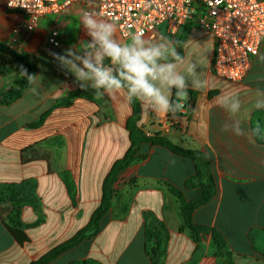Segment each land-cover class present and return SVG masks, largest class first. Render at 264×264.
<instances>
[{"label": "crops", "instance_id": "1", "mask_svg": "<svg viewBox=\"0 0 264 264\" xmlns=\"http://www.w3.org/2000/svg\"><path fill=\"white\" fill-rule=\"evenodd\" d=\"M21 18L7 8V0H0V43L10 40ZM84 18L80 6L69 7L61 47L51 50L45 49V32L56 19H42L23 51L35 71L27 75L29 85L21 97L11 103L6 101L17 91L21 71L0 72V264H30L82 229L101 202L104 179L130 147L127 91L100 89L94 77L77 74L76 69L87 72L84 60L91 62L92 55L108 58ZM96 21L112 26L111 39L121 47L158 49L156 60L179 53L183 30L175 38L164 31L154 39L123 38L113 23ZM187 26L181 58L157 66L171 65L173 74L183 78V88L197 93L195 105L191 112L175 115L138 93L140 125L148 136L160 134L209 156L217 192L194 211V222L224 235L235 264H264V45L245 78L234 83L213 72L211 34L196 23ZM0 55L12 59L8 52L0 50ZM151 82L170 106L177 86L162 79ZM85 87L69 106L56 107L43 124L30 126ZM142 154L116 182L101 232L50 264L86 258L102 264H151L145 249L147 227L169 235L163 264H223L210 234L202 235L198 248L188 230L180 231V199L171 186L187 201L200 196L199 187H184L196 172L195 164L162 146L144 144ZM16 210L27 226L29 242L24 245L4 225L11 224Z\"/></svg>", "mask_w": 264, "mask_h": 264}, {"label": "built area", "instance_id": "2", "mask_svg": "<svg viewBox=\"0 0 264 264\" xmlns=\"http://www.w3.org/2000/svg\"><path fill=\"white\" fill-rule=\"evenodd\" d=\"M77 4L84 17L113 23L123 38L154 39L160 31L177 35L193 17L214 41L212 69L218 77L241 82L264 45V0H7V8L21 13L10 40L11 51L22 53L42 19L55 16L45 49L61 47V35L69 7ZM114 74L119 63L103 59L94 65ZM179 110L192 106L181 100Z\"/></svg>", "mask_w": 264, "mask_h": 264}, {"label": "trees", "instance_id": "3", "mask_svg": "<svg viewBox=\"0 0 264 264\" xmlns=\"http://www.w3.org/2000/svg\"><path fill=\"white\" fill-rule=\"evenodd\" d=\"M189 34V27L187 26L184 33L179 40V53L173 58H159L156 60V65L160 62L165 61H175L182 56V46L185 43L187 36ZM0 50L3 53H7L6 45L0 43ZM4 49V50H3ZM9 54L12 55V59H7L3 55H0L2 63L0 64V72H8L9 70L16 69L21 71V77L17 82L18 89L14 95L6 101V103H11L16 99L20 98L24 90L29 85V80L27 75L35 71V63L28 60L25 54L10 51ZM26 70V71H25ZM123 72L122 65L120 64L116 72L113 74L117 78L121 79L123 88L127 91L130 104L132 107V115L127 120L126 128L129 132L130 147L123 158L117 160L112 166L110 172L106 176L102 185V197L101 202L97 209L92 213L88 223L80 229L74 236L70 239L60 243L59 245L53 247L47 253L42 255L39 259L31 262L30 264H50L56 260L60 255L77 248L80 244L85 241H90L94 239L102 230L105 218L109 214L113 199L116 195L115 184L120 178V176L130 167L134 162L142 159L144 155L142 154V146L144 144H151L152 146H162L168 149L171 153L178 155L185 159H190L195 164V174L190 177L185 182V189L199 187L201 190L200 196L190 201L183 198L182 191L174 186H171L174 194L180 199V209L183 216V223L180 227V231L188 230L192 239L197 244L201 242V237L204 234H210L214 243L217 246V255L223 260L224 264H235L233 254L227 249L226 238L217 229L198 225L193 220L194 211L201 206L207 204L216 194L217 186L214 177L211 172V162L210 158L204 152L199 150H189L179 147L178 145L171 142L168 138L156 134L154 136H148L142 129L140 125L141 121V101L139 99L138 93L133 94L130 92V86L126 80L123 79L121 73ZM100 89H106L104 87H99ZM88 88H81L76 92L72 93L67 99L57 102L52 108L46 111L37 122L32 123L31 127H38L45 121L46 117L59 106H69L73 99L86 91ZM186 96L187 102L193 107L196 102L197 93L184 88L176 87L173 91L171 103L169 106V112L171 114H179V103L183 100L182 96ZM33 161V160H32ZM14 187L11 186V188ZM1 214V213H0ZM14 217L11 224L4 223L6 229L10 235L16 240L19 245H24L29 242L28 235L25 232L27 228L20 221V211H14ZM153 239H155L154 244H152ZM169 235L167 231H162L157 228V230H152V228L147 227L145 231V249L147 254L150 256L151 264H163L164 258L167 254ZM67 264H102L100 261L87 258L84 260H74Z\"/></svg>", "mask_w": 264, "mask_h": 264}, {"label": "clouds", "instance_id": "4", "mask_svg": "<svg viewBox=\"0 0 264 264\" xmlns=\"http://www.w3.org/2000/svg\"><path fill=\"white\" fill-rule=\"evenodd\" d=\"M84 22L90 30H93L91 34L101 45L104 55L112 62L122 65L121 75L128 82L130 92L151 98L159 110L167 111L169 108L168 98L151 81L162 79L179 88L184 87V81L183 78L173 74L171 65L167 67L156 65V58L161 55L160 51L155 48L145 50L137 47H121L111 39L112 26L110 24L98 23L90 16H86ZM97 60L99 61L100 57ZM84 68L87 72L83 69H76L78 76L81 78L94 77L97 87L113 89L122 86L121 79L113 75L110 69L100 66L99 63L94 65L85 59Z\"/></svg>", "mask_w": 264, "mask_h": 264}, {"label": "rangeland", "instance_id": "5", "mask_svg": "<svg viewBox=\"0 0 264 264\" xmlns=\"http://www.w3.org/2000/svg\"><path fill=\"white\" fill-rule=\"evenodd\" d=\"M190 24H198V20L196 19V17H193L191 20H190V22H189ZM199 25V24H198ZM186 27V26H185ZM183 30V31H182ZM181 31H182V33L184 32V28L182 29ZM45 34H46V36H47V34H48V29L46 30V32H45ZM119 34V33H118ZM169 34V33H168ZM179 34V33H178ZM178 34L177 35H175V36H171L170 35V37H172V38H175L176 36H178ZM120 35V34H119ZM4 50V49H3ZM6 51H8V53L11 51L10 49H6ZM262 52H264V50L262 51ZM93 57L91 58V63H95L96 61H97V58L99 57V56H97V55H92ZM100 59H103L104 61H105V63H109L111 60L109 59V58H106V57H102V56H100ZM119 65V64H118ZM119 67V66H118ZM94 83L96 84V82H95V79H94ZM159 229V228H158ZM152 230H157V227H156V229H152ZM154 241H155V239H153V242H152V244H154ZM87 259V258H86ZM92 259V258H91ZM80 260H84V259H80ZM222 263L224 264V262H223V260H222Z\"/></svg>", "mask_w": 264, "mask_h": 264}]
</instances>
